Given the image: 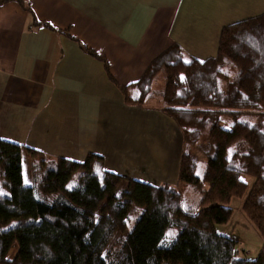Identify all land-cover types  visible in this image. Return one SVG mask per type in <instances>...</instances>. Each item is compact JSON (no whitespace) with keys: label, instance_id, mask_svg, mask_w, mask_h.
I'll return each instance as SVG.
<instances>
[{"label":"trees","instance_id":"obj_1","mask_svg":"<svg viewBox=\"0 0 264 264\" xmlns=\"http://www.w3.org/2000/svg\"><path fill=\"white\" fill-rule=\"evenodd\" d=\"M15 1L36 18L28 0ZM120 88L128 103L156 100L177 122L178 180L209 183L202 199L188 204L173 183L110 171L96 153L50 158L0 138V264H264V244L247 258L238 237L217 230L233 214L232 198L244 197L264 238V13L225 25L216 56L200 60L174 43ZM234 112L251 116L222 126V113ZM199 154L207 158L202 176Z\"/></svg>","mask_w":264,"mask_h":264},{"label":"crops","instance_id":"obj_2","mask_svg":"<svg viewBox=\"0 0 264 264\" xmlns=\"http://www.w3.org/2000/svg\"><path fill=\"white\" fill-rule=\"evenodd\" d=\"M28 2L36 18L0 3V138L50 158L96 153L106 169L157 184L178 181L182 132L155 101L128 103L120 86L174 43L216 56L225 25L264 13V0Z\"/></svg>","mask_w":264,"mask_h":264},{"label":"rangeland","instance_id":"obj_3","mask_svg":"<svg viewBox=\"0 0 264 264\" xmlns=\"http://www.w3.org/2000/svg\"><path fill=\"white\" fill-rule=\"evenodd\" d=\"M162 79H160L159 86L156 87L162 88L165 82V77L163 73H161ZM156 101V100H155ZM136 105V104H132ZM251 114L245 113H222L221 115V125L225 128H230L236 120H244L249 119ZM200 155V164L198 169V174L202 176L204 169L207 164V158L203 157V154ZM198 155V156H199ZM25 173L27 175V179L31 181V171L29 168H26ZM242 178L251 185L254 180V177L251 174L244 173L242 174ZM156 179V178H155ZM156 182V181H151ZM177 188L182 192L186 202L190 204V202H198L203 197V190L209 188V183H205L203 187L198 188L193 185H184L183 182L179 180L176 182H172ZM244 197H233L230 205L233 207V214L230 220L227 223L217 225V230L221 233L231 234L239 238V242L237 244L238 252L246 256L247 258H255L258 256L263 244L264 238L257 227L249 220L243 210ZM193 205V203H191ZM17 251V245H14L10 251L9 256L12 257Z\"/></svg>","mask_w":264,"mask_h":264},{"label":"snow or ice","instance_id":"obj_4","mask_svg":"<svg viewBox=\"0 0 264 264\" xmlns=\"http://www.w3.org/2000/svg\"><path fill=\"white\" fill-rule=\"evenodd\" d=\"M181 78L183 79L184 77L182 76ZM230 151H231V150H230ZM97 171H99V170L97 169ZM24 184H25L26 186H28V185L30 184V181L27 179V175H26V173L24 174ZM69 187H71V186H69ZM4 195H7V194L4 193L2 189H0V196H4ZM168 235H173V234L169 233Z\"/></svg>","mask_w":264,"mask_h":264}]
</instances>
